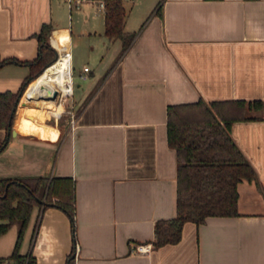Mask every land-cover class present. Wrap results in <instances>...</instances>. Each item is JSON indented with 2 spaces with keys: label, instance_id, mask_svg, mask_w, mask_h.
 <instances>
[{
  "label": "crops",
  "instance_id": "0c3cea01",
  "mask_svg": "<svg viewBox=\"0 0 264 264\" xmlns=\"http://www.w3.org/2000/svg\"><path fill=\"white\" fill-rule=\"evenodd\" d=\"M124 2L125 28L137 32L126 51L121 39L106 35L105 8L95 2L77 8L87 19L76 33L67 0H0V91L21 87L29 65L4 60L36 58L45 23L52 26L54 65L68 71L70 64L73 77L64 102L59 95L50 101L45 90L34 94L33 80L28 84L16 134L0 153V177L74 179V264H264V0ZM200 99L263 102L249 112L255 118L231 129L257 179L239 182L238 215L189 221L179 242L155 247L157 220L176 214L178 161L167 109ZM7 134L0 129V144ZM14 226L0 236V257L15 248L17 226L12 242L6 237ZM138 244L150 250L139 252ZM72 249L68 213L35 207L20 253H32L37 264H66Z\"/></svg>",
  "mask_w": 264,
  "mask_h": 264
},
{
  "label": "trees",
  "instance_id": "16d2710c",
  "mask_svg": "<svg viewBox=\"0 0 264 264\" xmlns=\"http://www.w3.org/2000/svg\"><path fill=\"white\" fill-rule=\"evenodd\" d=\"M127 16L124 0H105V33L111 39H121L123 51L137 36V32L126 30ZM51 29L52 26L45 23L36 35L39 53L33 60H4L26 63L30 73L19 90L0 91V129L8 133L0 144V153L9 142L16 110L28 84L57 60V50L49 41ZM262 107L261 100L245 99H200L168 106V143L176 150L178 161L176 214L157 220L155 247L179 242L184 225L189 221L201 224L209 216L239 214L238 184L244 179L256 180L257 173L233 138L231 129L236 121L255 118L249 112ZM75 199V181L70 176L0 177V236L14 225L18 229L15 248L9 256L22 259L29 255L31 262L37 264L32 253H20V246L35 207L44 211L57 206L68 213L72 222L73 249L66 264H74L77 246Z\"/></svg>",
  "mask_w": 264,
  "mask_h": 264
},
{
  "label": "bare ground",
  "instance_id": "6f19581e",
  "mask_svg": "<svg viewBox=\"0 0 264 264\" xmlns=\"http://www.w3.org/2000/svg\"><path fill=\"white\" fill-rule=\"evenodd\" d=\"M69 73H70V64L68 71L63 70L56 65L51 66L49 70V74L47 76L38 77L36 79V83L34 85V90H35L34 94L38 93V91L44 92L43 90H45L46 93L48 92V95H51V97H53L56 89L66 88V83L70 79ZM50 100L56 102V98L54 97L53 99L50 98ZM62 110H63V106L61 104H57L54 105L53 113L58 115Z\"/></svg>",
  "mask_w": 264,
  "mask_h": 264
},
{
  "label": "built area",
  "instance_id": "2783aa9c",
  "mask_svg": "<svg viewBox=\"0 0 264 264\" xmlns=\"http://www.w3.org/2000/svg\"><path fill=\"white\" fill-rule=\"evenodd\" d=\"M86 1L95 2L98 4L100 8H105V0H67L68 5L71 9L81 7L82 4ZM66 53L69 56H71L70 52L66 51ZM88 69H89V66H85V70H88ZM69 75H70V79L66 83V88L65 89L58 88L59 97H60L61 102H64L67 97L73 94V77H72L71 69H70ZM136 249L139 252H148L150 250V246L148 244H138L136 246ZM30 257L31 256L27 255L23 257L22 259H16L11 256H6V257L0 258V264H33V262H31Z\"/></svg>",
  "mask_w": 264,
  "mask_h": 264
},
{
  "label": "rangeland",
  "instance_id": "374dc122",
  "mask_svg": "<svg viewBox=\"0 0 264 264\" xmlns=\"http://www.w3.org/2000/svg\"><path fill=\"white\" fill-rule=\"evenodd\" d=\"M144 2V5H146L145 3H147V0H142V3ZM127 5L128 6H130L129 5V3H128V1H127ZM143 5V4H142ZM82 8H83V5H82ZM89 8H91V6H89L88 5V9ZM81 10V11H80ZM89 11V10H88ZM73 19H74V29H75V32L77 33V31L80 29V28H82L83 26H84V24H85V22H86V16H85V13H84V10H82V9H77V8H74V10H73ZM99 21V20H98ZM99 23H101V22H99ZM130 26L132 25V23H130L129 24ZM103 28H104V16H103ZM74 49H75V51L77 52V51H79V47H77V45H74ZM45 72V71H44ZM43 72V73H44ZM42 73V74H43ZM42 74H40L39 76H41ZM38 76V77H39ZM44 76V75H43ZM46 76H47V74H46ZM37 77V78H38ZM37 78H35V80L34 81H32V83L29 85V88H30V90L32 89V87L35 85V83H36V79ZM76 81H77V79H76ZM51 101V100H50ZM44 102V101H43ZM51 103V102H50ZM39 106L42 108V110H44L45 112H49V110H51V107H49L46 103L44 104V103H40L39 104ZM54 120V119H53ZM51 122V121H50ZM14 234H16V226H14L11 230H10V232H9V234L6 236V237H11V238H8V239H10V242H12V240H13V235Z\"/></svg>",
  "mask_w": 264,
  "mask_h": 264
},
{
  "label": "water",
  "instance_id": "95a60500",
  "mask_svg": "<svg viewBox=\"0 0 264 264\" xmlns=\"http://www.w3.org/2000/svg\"><path fill=\"white\" fill-rule=\"evenodd\" d=\"M45 68H46V67H45ZM45 68H44V69H45ZM44 69H43V70H44ZM58 95H59V90H58V89H56V90H55V93H54V95H53V97H54V98H57V97H58ZM12 133H13V134H16V130H15V129H13Z\"/></svg>",
  "mask_w": 264,
  "mask_h": 264
}]
</instances>
